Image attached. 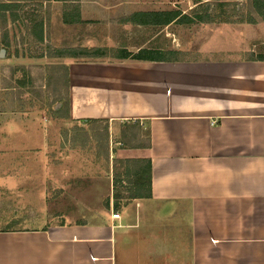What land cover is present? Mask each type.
<instances>
[{"label":"crops","instance_id":"obj_1","mask_svg":"<svg viewBox=\"0 0 264 264\" xmlns=\"http://www.w3.org/2000/svg\"><path fill=\"white\" fill-rule=\"evenodd\" d=\"M6 2L2 9L10 14L5 6L15 5ZM109 5H86L90 10L82 5V15L109 20L115 10ZM139 13L144 12L127 21L150 25L135 17ZM96 51L102 58L104 50ZM128 52L130 57L122 58L121 52L118 61L68 62L69 109L60 113L59 127L50 120L39 127L48 217L43 223L29 218L0 227V264H264V59L147 61ZM35 120L31 110H0L2 179L14 173L10 167H17L22 178L35 179L30 170L35 161L28 158L38 149ZM99 123L113 132L98 137L100 148L108 143L109 169L107 177L94 181L114 192L110 172L120 160L127 163V178L140 175L141 183L126 203L113 194L114 200L96 212L79 197L77 210L69 212L58 204L65 192L66 166L59 158L64 135L73 130L81 135L87 125ZM77 142L84 152L82 138ZM85 160L75 167L81 175L76 182H87ZM5 194L0 205L15 199L14 193ZM29 205L36 215L37 204ZM72 214L100 218L65 220Z\"/></svg>","mask_w":264,"mask_h":264},{"label":"rangeland","instance_id":"obj_2","mask_svg":"<svg viewBox=\"0 0 264 264\" xmlns=\"http://www.w3.org/2000/svg\"><path fill=\"white\" fill-rule=\"evenodd\" d=\"M6 1L0 0V110L35 112V142L38 149L28 155L35 161L32 164H36L30 168L35 171V174L31 173L35 179L22 178L17 167L7 168L14 170V173L5 179L0 177V197L10 192L14 193L15 198L8 200L6 205H0V227L4 228L23 224L29 218L40 219L43 223L48 217L45 211L49 209H45V206L50 205V200L47 198L48 191H45V150L40 146L43 131L39 127L49 124L48 120L52 121L51 125L59 127L60 113L65 115L69 109L68 62L118 61L121 52L130 50L136 54L140 49H161L166 56L185 60L264 57V0H261L263 8L258 6L256 0H9L15 5L12 8L15 19H12V12L9 14L2 9ZM101 3H109L112 10L115 8L113 13L108 14L109 20L102 19L103 16H97L98 20H95L92 14L82 15V5L87 10L92 4ZM174 11H180L193 21L182 19L158 26L135 25L127 21L136 12L161 14ZM65 14L72 15L74 19L81 18V22L65 23ZM200 17H205V20L209 18L210 23L201 22ZM41 21L44 24L42 41L34 28L36 22ZM233 27L239 28V31ZM2 50H5L4 56H1ZM96 50H104L102 58L93 56L97 54ZM85 52L91 56H82ZM173 52L176 55L172 56ZM69 53L78 56L68 57ZM64 126L73 129L76 124ZM86 127L89 133L86 131L79 135L76 130L67 132L64 135L65 143L61 145L59 158L65 163L63 175L66 178L61 184L65 192L58 204L69 212L77 210L79 197L92 205L96 212H102L107 201L114 200L113 194L122 199L121 203H126V196L135 190L128 181L134 182V178H127L125 173L127 163L120 160H116L114 170L110 172L114 177V192L108 190V184L94 181L107 177L109 169L108 143L100 148L98 137L111 135L113 130L105 123ZM97 129L103 131L97 133ZM5 134L9 136V130ZM78 137L85 143L84 152L82 147L77 148ZM118 139L116 137V141ZM23 156L26 157L22 153L20 159H24ZM101 158L104 162L96 163ZM83 160L89 166L85 183L76 182L81 175H78V168L75 167ZM91 179L93 181H89ZM14 202L20 203V209L9 207ZM30 202L37 204L36 215L30 214ZM99 218L98 215H65V220L72 222L98 221Z\"/></svg>","mask_w":264,"mask_h":264},{"label":"trees","instance_id":"obj_3","mask_svg":"<svg viewBox=\"0 0 264 264\" xmlns=\"http://www.w3.org/2000/svg\"><path fill=\"white\" fill-rule=\"evenodd\" d=\"M258 2V6L263 8V1L261 2V0H256ZM261 2V3H260ZM261 4V5H259ZM12 6L13 4H9V5H6V10H10V11H13L11 10L12 9ZM11 16H12V19H15V16L13 15V12L11 13ZM136 18L137 17H141V21L142 23H145V24H164V25H168L174 21L178 22V21H181L182 19L184 21H193L191 20L190 18L188 17H185L184 15L181 14L180 11H174V12H164V13H139V14H136L135 16ZM209 17V16H208ZM135 18V19H136ZM204 19V20H203ZM209 19V18H208ZM205 20V17H200L199 20L201 22H210V20ZM211 19V18H210ZM64 20L66 23H73V19L65 14L64 15ZM75 20V19H74ZM75 21H79L78 19L75 20ZM211 22H215L213 20H211ZM34 28H36V35L38 37L39 40H43L44 38V24L43 22H36ZM98 53V52H97ZM85 54H87V52H85ZM81 54L82 56H91L90 54ZM102 54H94L93 56H97V57H100ZM172 56L176 55V52H173L171 54ZM78 55L75 54V53H69L68 54V57H77ZM131 54L128 52V51H125L124 52V55L122 56V58H127V57H130ZM132 58L133 59H138V60H147V61H172L173 59H177L176 57L175 58H172L171 56H166L163 52V50L161 49H142L140 50L137 54H134L132 55ZM264 59V57H263ZM150 137V136H149ZM150 146V138H149V143H148V147ZM150 174H151V170H150V173H149V177H150ZM128 175V174H127ZM144 176V175H143ZM140 175H136V180H134L133 182V186H134V189H136V191H138L137 189L139 188V185H140ZM143 185H145V183L143 182ZM148 186H149V191H150V186H151V179L149 178L148 180ZM150 194V193H149ZM108 207L110 208V203H108ZM114 208L115 209H118L119 208V204H115L114 205Z\"/></svg>","mask_w":264,"mask_h":264},{"label":"built area","instance_id":"obj_4","mask_svg":"<svg viewBox=\"0 0 264 264\" xmlns=\"http://www.w3.org/2000/svg\"><path fill=\"white\" fill-rule=\"evenodd\" d=\"M112 217H114V218H116V219H119V218H120V215H119L118 213H114V214L112 215Z\"/></svg>","mask_w":264,"mask_h":264},{"label":"water","instance_id":"obj_5","mask_svg":"<svg viewBox=\"0 0 264 264\" xmlns=\"http://www.w3.org/2000/svg\"><path fill=\"white\" fill-rule=\"evenodd\" d=\"M4 54H5V50H2L1 51V56H4Z\"/></svg>","mask_w":264,"mask_h":264}]
</instances>
